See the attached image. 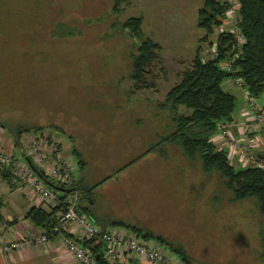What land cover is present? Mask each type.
I'll list each match as a JSON object with an SVG mask.
<instances>
[{
  "label": "rangeland",
  "instance_id": "1",
  "mask_svg": "<svg viewBox=\"0 0 264 264\" xmlns=\"http://www.w3.org/2000/svg\"><path fill=\"white\" fill-rule=\"evenodd\" d=\"M204 1L131 0L113 13L111 0H0V123L65 136L85 164L75 175L92 189L78 196L107 229L122 222L181 245L191 264H264L254 200L231 203L220 177L176 145L146 154L174 131L159 106L205 36L197 28ZM130 19H141L142 38L160 48L154 90L134 91L138 41L123 29ZM211 140L226 151L218 132Z\"/></svg>",
  "mask_w": 264,
  "mask_h": 264
},
{
  "label": "trees",
  "instance_id": "2",
  "mask_svg": "<svg viewBox=\"0 0 264 264\" xmlns=\"http://www.w3.org/2000/svg\"><path fill=\"white\" fill-rule=\"evenodd\" d=\"M129 1L131 0H111L113 13H117L120 5ZM219 1L205 0L203 7L198 11L197 28L203 30L205 36L200 39L189 68L181 74L179 83L168 92L165 103L159 106L170 110L174 131L158 145L151 147L146 154L153 153L161 144L176 145L187 159H198L205 174L215 173L220 177L231 196V203L254 200L259 214L264 217V171L257 168L234 170L228 165L225 152L217 150L211 140L217 133L219 123L231 122L234 119L236 98L224 90L226 82L241 80L249 95L255 99H259L264 92V0H238V29L245 44L231 74L221 69V64L226 58L223 47L229 45L231 37L220 35V46L223 47L215 60L206 63L200 60V46L207 43L214 31L221 27L225 9ZM141 25V19H130L123 25V29L131 38L138 41L131 66L134 91L154 90L155 76L152 67L158 61L157 53L160 49L151 40L142 38ZM179 108L189 114L178 115ZM40 131L41 129L20 127L12 134L20 139L24 134ZM259 157L264 161V151ZM4 173L3 177L8 180L11 175ZM73 190L77 193L79 191L75 184ZM86 191L88 196L92 193V189ZM57 211L52 209L45 212L40 208H33L28 220L35 228L50 236L56 225ZM111 226L125 228L144 241L154 240L166 246L171 254L178 257L181 264H191L181 245L169 244L159 236L147 234L123 223H114ZM96 242V239H92L82 242V245L94 255L96 264H106L101 257L102 246L95 245Z\"/></svg>",
  "mask_w": 264,
  "mask_h": 264
},
{
  "label": "built area",
  "instance_id": "3",
  "mask_svg": "<svg viewBox=\"0 0 264 264\" xmlns=\"http://www.w3.org/2000/svg\"><path fill=\"white\" fill-rule=\"evenodd\" d=\"M219 3L225 9L221 27L214 31L217 33L214 40L200 46V60L202 63L215 60L223 47L220 46V35L231 37L229 45L223 47L226 58L221 64V69L231 74L245 44L238 29L239 2L220 0ZM226 85L239 90L243 97L238 117L217 126L219 141L226 147L228 165L233 169L257 168L264 171V161L259 157L264 151V92L259 99H255L239 79L229 80ZM2 132L0 127V136ZM22 136V155L19 158L0 148V170L10 172L19 185L18 189L28 192L32 200L51 210L57 209L56 225L50 236L43 233L40 237L27 236L23 240L0 245L3 256L44 245L50 238L62 236L68 227H72L77 240L64 239L63 248L77 264H96L94 255L82 245V242L92 239L97 240L95 245L101 244V257L106 264H174L172 255L160 251L155 242L141 240L123 228L102 232L86 216L77 212L79 196L73 190L74 170L61 154L62 140L59 136L46 131ZM45 182L62 191H54Z\"/></svg>",
  "mask_w": 264,
  "mask_h": 264
},
{
  "label": "crops",
  "instance_id": "4",
  "mask_svg": "<svg viewBox=\"0 0 264 264\" xmlns=\"http://www.w3.org/2000/svg\"><path fill=\"white\" fill-rule=\"evenodd\" d=\"M224 88L227 89V91L235 89L236 94L238 95L237 96L233 95V96L235 98H242L240 102L242 103L243 106V97L239 90L229 85L228 86L226 85ZM241 108L242 107H240V109ZM239 110L237 116L234 117L235 119L239 115L240 112ZM0 127L1 130L3 131L0 136V142H1L0 148L5 153L19 158L22 155L23 136H21L20 139H17L11 134L13 130H16L17 128L20 127L17 128L9 127V126L7 127L5 124H1V123H0ZM22 128H26V127H22ZM59 137L62 140L61 154L73 166V170H74L73 179L75 186L79 190L78 194H84V196L86 197L88 196L86 190L89 189L85 187V183L84 180L82 179V176L77 177L75 175L77 173V172L75 173L76 166H77V170L80 171V174L85 166L83 159H81L82 156L79 153V151L76 150L74 147L72 149L71 147L64 145L65 136L63 137L59 135ZM66 139L69 142L73 143V139L71 136H68ZM3 172L10 174V172L8 171L0 170V245L12 241H20L26 238L27 236L40 237L41 235H43V232L40 229L35 228L31 224V222L28 220V215L33 208H40L45 212H49L51 211V209H49L44 204H40L39 202L32 200L28 192L24 190L20 191L18 189L19 187L18 183L15 182V180H13L11 176L8 178V180L5 179L3 177L4 176ZM78 211L83 212L82 214L86 216L94 224V226L102 232L115 229L113 227L112 229H107L106 228L107 225H105L103 221L98 219V217H94L93 215H91L90 209L82 204L80 197L77 202V212ZM117 223H122V222H117ZM66 238H70L75 241L77 240L76 233L72 227H68V230L62 233V236H56L50 238L47 241V243L44 245L32 246L30 248H26L18 252H13L8 256H3L0 253V264H77L63 248V240Z\"/></svg>",
  "mask_w": 264,
  "mask_h": 264
},
{
  "label": "water",
  "instance_id": "5",
  "mask_svg": "<svg viewBox=\"0 0 264 264\" xmlns=\"http://www.w3.org/2000/svg\"><path fill=\"white\" fill-rule=\"evenodd\" d=\"M27 163L30 164L29 161H27ZM45 183H46V185H47L49 188L53 189L54 191H58V192H61V191H62V190H60V189L55 188L53 185H51V184L48 183V182H45Z\"/></svg>",
  "mask_w": 264,
  "mask_h": 264
}]
</instances>
